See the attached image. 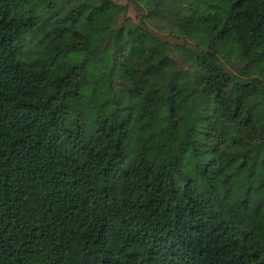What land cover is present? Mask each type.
<instances>
[{"label": "trees", "instance_id": "obj_1", "mask_svg": "<svg viewBox=\"0 0 264 264\" xmlns=\"http://www.w3.org/2000/svg\"><path fill=\"white\" fill-rule=\"evenodd\" d=\"M0 0V264H264V0Z\"/></svg>", "mask_w": 264, "mask_h": 264}, {"label": "rangeland", "instance_id": "obj_2", "mask_svg": "<svg viewBox=\"0 0 264 264\" xmlns=\"http://www.w3.org/2000/svg\"><path fill=\"white\" fill-rule=\"evenodd\" d=\"M119 6H125L126 8V15L130 18L134 17L135 9L133 3L128 0H113Z\"/></svg>", "mask_w": 264, "mask_h": 264}]
</instances>
